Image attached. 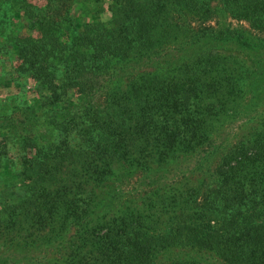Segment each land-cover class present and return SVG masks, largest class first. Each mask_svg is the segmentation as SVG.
<instances>
[{
    "label": "trees",
    "instance_id": "trees-1",
    "mask_svg": "<svg viewBox=\"0 0 264 264\" xmlns=\"http://www.w3.org/2000/svg\"><path fill=\"white\" fill-rule=\"evenodd\" d=\"M230 50L264 58V0H0V264H264V76L246 103Z\"/></svg>",
    "mask_w": 264,
    "mask_h": 264
},
{
    "label": "rangeland",
    "instance_id": "rangeland-1",
    "mask_svg": "<svg viewBox=\"0 0 264 264\" xmlns=\"http://www.w3.org/2000/svg\"><path fill=\"white\" fill-rule=\"evenodd\" d=\"M101 8H105V7H101ZM102 16L104 17V19H106L108 15L106 13H102ZM213 21H214L213 25L216 28H219L224 23L226 25H231L234 28L241 29V27H242V28H245L246 30H249V31H252L255 33V31L252 30L246 22L238 21V20L232 19L228 16L226 18L222 17V16L218 17L217 19L213 18ZM216 21H217V24L215 23ZM194 23H195L194 25L200 26L198 22H194ZM202 27H204V26H202ZM230 51H233L232 53H234L235 57L239 58L242 61V63L244 64V66L246 67V69L249 71L250 76L248 78V82H247V86H246V90H245L247 93V96L245 98L246 99L245 102L249 104V102L251 101L250 96L255 93L254 88L252 87L253 86L252 85L253 80L256 79L257 77H263L264 76V58L254 56L252 54L244 53L243 51H236V50H230ZM227 53H231V52H227ZM7 63H8V61H5L4 58H0V77L2 76L3 72H8L10 70V65H9V63L8 64ZM19 81L21 82V80H18L16 82H18V84H20ZM29 89L33 92V90H32L33 84L32 83H29L28 90ZM31 91H30V94H31ZM13 92H15L13 89H11L10 91L5 90V88L0 89V103L2 101L5 104V107H4V105L2 107H0V111L4 110V108H6V106L12 102V99H14V97L16 98L15 95L7 96L9 93L12 94ZM18 95H19V97H21V99H24L22 92H18ZM0 115H3V114L0 112ZM238 119L239 118H237V121L235 122V124H233L234 128H233V132L231 134L230 141L238 140V138H235L234 133H239L242 130V128H240V127H245L246 125H248L246 120H243V119L238 120ZM231 124H232V122L228 121V125L231 126ZM45 126H46V123H42V124L38 125L36 127V129H42ZM46 127H49V126H46ZM6 131H8V130H6ZM54 138H55V136H54ZM10 148H11V152L16 156V159H18L19 156L21 154H23V149L20 145V142L16 138H13V137L10 138ZM180 161H182V160H180ZM181 163H184V166H186V164H189V162L186 163V161L181 162Z\"/></svg>",
    "mask_w": 264,
    "mask_h": 264
}]
</instances>
